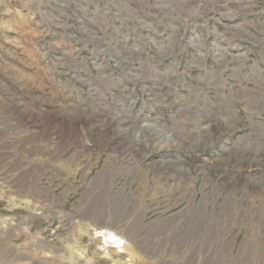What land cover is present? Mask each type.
Returning <instances> with one entry per match:
<instances>
[{"label":"rangeland","instance_id":"1","mask_svg":"<svg viewBox=\"0 0 264 264\" xmlns=\"http://www.w3.org/2000/svg\"><path fill=\"white\" fill-rule=\"evenodd\" d=\"M0 264H264V0H0Z\"/></svg>","mask_w":264,"mask_h":264}]
</instances>
